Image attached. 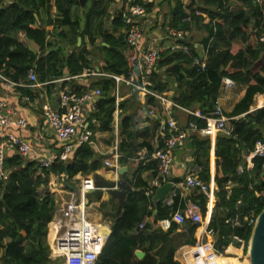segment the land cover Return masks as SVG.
I'll use <instances>...</instances> for the list:
<instances>
[{
	"label": "trees",
	"instance_id": "obj_1",
	"mask_svg": "<svg viewBox=\"0 0 264 264\" xmlns=\"http://www.w3.org/2000/svg\"><path fill=\"white\" fill-rule=\"evenodd\" d=\"M114 1L11 0L5 3L0 0V74L14 82H26L30 70L40 82L77 77L91 66L90 57H94L96 49L101 56L99 66L107 75L94 76L89 83L90 88L100 89L102 97L95 103L93 116L99 121L100 131H111L116 84L108 75H121L124 69H133L138 58L135 48L127 45L124 30L115 36L104 30L101 20L96 26V19L107 15L114 29H124L121 11L112 18L107 14ZM174 1L167 25L188 31L192 38L194 32L205 33L198 42L208 47V62L205 70L198 72L191 65L197 54L191 44H188L189 54L166 48L159 52L155 68L148 76L149 89L157 93L168 91L167 78H172L178 88L174 101L185 108L198 105L200 111L208 115L215 106L223 76L246 85L244 96L229 115L231 118L244 114V118H231L232 132L229 135L217 133L215 139V206L209 227L216 232V246L223 251L232 235L248 242L252 225L243 221V217L256 218L264 202V155L252 160V168L237 173L243 155L253 150L258 140L264 141V107L249 112L254 96L264 94V44L258 40L264 32V16L253 0H189L187 5L180 0ZM135 2L143 5L146 12L154 6L145 0ZM126 5L127 0H123V8ZM47 26L52 29L47 30ZM20 32L38 47V53L18 40ZM97 36L105 45L96 46ZM78 37L82 40L80 46H77ZM85 37L92 50L86 49ZM66 44L72 51L64 50ZM72 89L77 93L85 90ZM24 93H29L27 88ZM135 99L136 94L132 93L118 105L121 109L119 133L126 135L118 145L121 164L142 147H146L149 154L153 151L146 142L149 136L146 129L142 133L136 131V115L127 106ZM144 106L159 116L164 115L151 95L145 96ZM187 120L196 122L198 128L205 127V120L201 118L188 115ZM189 140L194 150L193 162L200 168L199 177L208 182L210 139L194 134ZM94 155L88 145L82 144L67 161H57L49 167H40L37 161L19 154L5 158L4 168L8 175L0 180V264H63L61 258H50L47 226L56 209V201L47 184L51 175L66 174L71 181L77 173L87 175L99 170L103 165ZM143 171H150L151 179L157 178V161L151 159L145 165L137 162L132 179H128L132 190L119 216L111 220L110 236L94 264H179L173 259L176 247L172 233L181 229L192 235L197 226L185 221L180 225L172 222L166 231L154 227L159 220L170 218L180 209L181 202L177 196L173 204L167 206L162 201H154L152 194L146 195L149 186L140 175ZM93 195L96 201L100 200V191L86 196L91 200ZM190 198L205 213L207 197L192 190ZM116 207L117 204H113L111 208L116 210ZM98 208L106 211L107 202H100ZM236 217L241 222L240 227L230 222ZM141 223L143 228L139 229ZM138 249L145 252L142 259L135 254ZM246 249L247 245L245 252Z\"/></svg>",
	"mask_w": 264,
	"mask_h": 264
},
{
	"label": "built area",
	"instance_id": "obj_2",
	"mask_svg": "<svg viewBox=\"0 0 264 264\" xmlns=\"http://www.w3.org/2000/svg\"><path fill=\"white\" fill-rule=\"evenodd\" d=\"M253 2L259 5L264 16V0H253ZM146 14L147 12L144 6L135 2V0H127V5L121 10L126 43L129 47H133L136 50L139 48V42L144 34L141 18ZM168 35L173 41L171 50L179 49L185 54L190 53L188 45L183 42L184 35H186L185 32L168 28ZM258 40L264 44V32ZM138 51L140 58L137 63V69L134 71L135 74H130L128 78H125L123 74L109 76L115 80L117 85L123 82L134 91L142 94V96H153L161 110L165 112L160 117L153 110H147L148 115L156 117L157 119V135L160 140V144L156 146L150 155V159L157 161L159 175L149 182V188L146 191L148 195L157 187L169 181L168 178L171 174L175 151L187 139H190L194 134H199L202 137H212L217 133L229 135L232 132V126L229 123L231 118L225 115L218 100H216L213 110L208 115H205L199 109L193 111L179 106L168 98L166 93H157L150 90L148 88L150 84L146 77L154 70L156 62L159 59L161 47L149 43L144 48H141V50L138 49ZM207 62V56L197 54L193 57L192 66L198 72H202L205 70ZM88 74L95 76L103 75L93 69H88L86 75ZM0 78L6 89L14 88L22 84V82H14L2 75H0ZM69 78H59L56 81L62 82ZM26 80L23 83L24 86L32 88L40 85L36 73L32 70L28 72ZM235 86L236 82L232 78L229 76L222 77V91L227 92ZM97 96H101L100 89L97 87L94 89L87 88L81 93H77L71 87L63 85L58 93L59 108L57 110H53L46 104L41 106L42 115L52 130L56 141L60 144L58 150H54L49 155L44 156L36 154L26 141L10 132L3 131L6 128L25 129L27 122L25 118L20 117L11 109L6 101L0 100V128L3 131L0 139V180H4L8 175L7 170L4 168V161L8 151H14L26 159L35 160L40 167H49L54 162L67 161L75 147L88 143L92 135L89 126L95 122V119L91 117L88 121L83 114V108L88 103L89 105L91 104L94 110L95 98ZM23 98L25 101H29L28 96ZM115 98L117 107L119 99L117 88ZM174 108L181 109L189 115L205 120V127L198 128L194 121H189L186 125H181L173 115ZM263 155L264 141L258 140L254 149L246 153L245 161L247 164H250L255 157ZM118 156H115L116 159ZM105 165L111 167L112 163L106 160ZM237 170L241 173L243 170L242 166H239ZM199 171V166L193 163L186 168L183 178L173 183L172 190L163 201L165 205L169 206L179 196L183 200L184 206L182 209L174 211L170 218L159 220L155 224L156 228L168 230L172 222L180 225L185 221H189L191 224L196 225L197 229L201 230L202 236L198 241L187 247H182L179 250L178 259L181 264H215L218 258L228 257L229 254L227 253L230 247L238 249L242 253V251L245 252L247 245L244 238L232 235L231 241L223 251H220L216 246V232L209 227L208 223H204L201 207L190 198L192 190L201 192L207 199L212 197L211 187L208 182L203 181L199 177ZM62 186L61 182L60 186L49 181L47 184L49 191L52 193ZM79 189L80 199L71 198L66 200L57 211H55L56 209L54 210L52 219L47 226V242L50 246V258H61L63 264H94L108 236L105 233L104 227L92 222L87 216L85 207L87 204L84 201V195L91 190H95L93 178L87 176L81 179ZM244 220L249 225H253L255 222L253 216H247ZM226 222H229V220ZM230 222L232 226L240 227L241 222L237 217L230 219ZM138 228H143V223L139 224ZM244 252L238 260L243 264H247V256L244 257Z\"/></svg>",
	"mask_w": 264,
	"mask_h": 264
},
{
	"label": "crops",
	"instance_id": "obj_3",
	"mask_svg": "<svg viewBox=\"0 0 264 264\" xmlns=\"http://www.w3.org/2000/svg\"><path fill=\"white\" fill-rule=\"evenodd\" d=\"M10 1L11 0H4L5 3H8ZM145 1H147V0H145ZM180 1L184 5H185V2H187L186 0H180ZM149 2H152L154 6L150 12H147V14L143 18H141L142 23L143 24L145 23V25L143 26L144 27L143 28L144 34H143V38L139 42V48H137V50L135 49L137 56H138L137 63H138L139 58H140V53H139L138 49L141 50V48H144L145 46H147L150 43L149 41H151V40L155 41L156 40V42L158 43V46L161 47V51L166 49V48L170 49L171 45H173L172 38L168 35L169 26L162 19L165 17L167 19L169 18V15H168L169 10L171 9V7H173L175 1L174 0H165V1H163V0H154V1L149 0ZM188 3H189V1H188ZM122 8H123V0H115L109 6L107 14H109L110 18H112L113 15L116 12H120L122 10ZM162 8H164L165 10L163 11ZM158 11H160V14ZM100 20L103 23L104 30L109 34H113V35L117 36L120 32H123V30H124V29H119V30L114 29L110 25L109 18H107V15H103V17H101V19H96V26L100 22ZM206 20H207V18H205L204 22H206ZM155 22L160 23V24H163V23L165 24V28H166L165 33L166 34L164 33L163 30H159L158 28H154L153 24H155ZM156 25H159V24H156ZM46 29L51 30L52 27L47 26ZM172 29H174V28H172ZM183 32L186 33V35H184V38H183L184 44H187V45L191 44L193 47L196 48L197 54H200V55L204 54L205 56H207V60H208V57H209L208 47L204 48V46L200 42H197L196 39L194 38V34H193V38H192L188 31H183ZM79 38L80 37H78V39ZM78 39H77V46H80L82 43V40H81V38L79 39L80 41ZM18 40L20 42L24 43L25 45H27L33 52L38 53V47L33 42L26 39L24 37L23 33L20 32L18 34ZM84 43H85L86 49H88V50L93 49V47L88 43L87 37H85ZM95 44H96V46L105 45V43L102 42V38L100 36H97ZM71 49L72 48L68 44H66L64 46V50L66 52L72 51ZM174 50H179V49H174ZM94 52H95V54L93 55L94 57H90V61L92 62L91 66L89 68L84 69L83 72L79 76L69 78L66 81H62V82L56 81L59 78L53 79L51 81H46V82H40L38 80V83H40V85L32 87V88L24 86L23 83H25V81H23L20 86L6 89L3 86L2 80L0 78V100L6 101V103H8V105H9V107L12 110H14L20 117L25 118V120L27 122V127L25 129L6 128L3 131L10 132L13 135H15L16 137L26 141L31 146L32 150L35 151V153L38 154L39 156L49 155L54 150H58L60 147V144H59V142L56 141L52 130L48 126L46 119L43 117L42 111H41V106L46 104V105L50 106L53 110H57L59 108L58 93H59L60 88L63 85H67V86L74 88V89L75 88H77V89H86V88L94 89V88L89 87V83L91 82V79L94 78L95 75H89V74L86 75L87 70L93 69L95 71H98L99 73L103 74L100 76L107 75L102 70V67L99 66V57H101L99 54V51H97L95 49ZM103 52L104 51L101 50V53L104 56L105 54ZM46 53H47V51L44 54H46ZM125 53L127 54V51ZM136 69H137V64L133 69H131L129 71L127 70V71L129 74H135L134 71ZM132 76H135V75H132ZM148 76L146 77V79H147V81H149V84H151ZM61 78H64V77H61ZM165 78H167V77H165ZM163 79H164V77H163ZM167 79H169V81H168L169 89H168V91H165L163 93H166L168 95V98H170L172 101H174L173 98L176 96L177 91H178L177 84L175 83V81L172 78H167ZM115 84H116V82H115ZM122 84H124V83L120 82V83H118V85L116 84V87L113 91V95L115 97V91L117 88V94H118L119 99H118V103H117V107H116V98H115V109H114V112L112 114L111 131H107V130L106 131H100L98 129L99 121L93 116V114L96 111V106H95L94 110H93L91 104L89 105L87 103L84 106L83 114H84V116H86L87 120L89 121V119L91 117L95 119V122L90 124V126H89V128L92 132V135L89 138V142L85 143L84 145H88L93 150V152L95 153L94 157L100 158L103 166L99 170L92 171V172L88 173L87 175H82L81 173H77L72 178L71 181H68L69 183L76 185L78 187L77 192L69 189L65 185L63 178L66 174L65 175L62 174L60 177H58L56 175H51L49 178V182L56 183L58 186H60V182H61L63 185L61 188H57V190L55 192L53 191V194L55 196V201H56V210L55 211H57V209L61 205H63V203L66 200H69L71 198L80 199L79 184H80L81 179H83L84 177L91 176L93 178L94 174L97 173L98 175H100L102 178H104L106 180H118L119 179V180H124L129 184L128 179H132V175L136 170L137 162L141 161L142 165H145L149 160H151L150 159L151 154H149L147 152V148L142 147L136 152V154L133 157H130L127 160V162H125V164H121L119 162V158L121 155H120V152L118 151V145L123 139L126 138V135L119 133V116H120L121 109L119 108L118 105L121 101L128 99L132 93L136 94V99L133 101L132 100L129 101L127 106L131 110H134V113L136 115V117H135L136 131L141 132L142 130L146 129L145 132H147V134L149 135L148 138L146 139V142L152 147L153 151L155 150L156 146L160 144V142H159L160 140H159V137L157 135V123L158 122H157L156 117H153V116H150L147 114V109L144 106L145 96H142V94L134 91L130 86L125 85V84H124L125 85L124 86ZM149 86H148V88H149ZM25 88H27L29 93H24ZM123 88H126V92H121V94H120L119 91H120V89H123ZM245 88H246V85L236 83V86L233 89H231L227 92H224L221 90V85H220L219 94H218V97L216 98V100L219 101V103H220L221 107L223 108L224 113L227 117H229L230 113L232 112L234 105L244 96ZM25 96L29 97V101L24 100L23 97H25ZM101 98H99V99H101ZM99 99L95 98V103ZM157 105L159 106L158 103H157ZM179 106H181V105H179ZM261 107H264V94L259 93V94H256L254 96L253 104L250 106L249 112L254 111V110L261 108ZM159 108H160V106H159ZM188 109L194 111V110H198L199 107H198V105H195L193 108H188ZM164 114H165V112H164ZM173 115L177 119L178 123H180L181 125H186L189 122L187 120V116L189 114L185 113L181 109L174 108L173 109ZM244 116L245 115L243 114V115L235 116V117H231V118L238 120V119H243ZM152 117L155 118V121H153L151 119ZM3 131L0 128V139L2 137ZM208 138L210 139V145H211L210 152H209L210 180L208 181V184L211 187L212 197L209 199L206 198L207 199L206 200V210H205V213H203V217H204V223L205 224L208 223V225H209L211 216L214 212V206H215L214 193L216 190V183L214 181V173H215L214 147H215L216 135H214L212 137H208ZM138 140L141 141L142 138L140 136H138ZM76 148L77 147L74 148V151L71 153V155L74 154ZM193 152H194V150L190 146V140L189 139H187L184 142V144L175 151V158H174L173 166L171 169V174L168 178V180L171 183H175V182L181 180L185 174L186 168L191 166L194 163L193 162V159H194ZM14 154H17V153L13 152V151H8L6 157L14 155ZM116 155H119L117 157V159L115 157ZM245 155L246 154L243 155L242 164L239 165V166H242L243 170L244 169H250L253 166V162H251L250 164L246 163ZM106 160H108L112 163L111 167H108L105 165ZM122 167L125 169L122 172V174L118 175L117 174L118 170ZM243 170H242V172H243ZM237 173L241 174L238 172V170H237ZM140 175L143 178V180H146L148 182V186H149V182L151 181V177H150L151 172L150 171H143L140 173ZM231 186L232 185L230 184L228 188H230ZM131 189H132V186H131ZM98 191L101 192V196H100L99 201L95 200L94 195L91 196V197H93V198H91V200L86 196L87 193L84 195V201L87 204V206H85L86 211H87V216L92 222L98 223L102 227H104L106 235H109L111 233V229L109 226L111 225L112 219L104 216L102 214L103 211H100L98 207L100 205V202H107L106 211H115V210H112L111 207L113 204H117V200L112 199L104 190H94L92 192H89L88 194L92 195L93 193L98 192ZM154 191L151 193L152 196L154 194ZM145 194H146V192H145ZM148 195H150V194H148ZM179 201L181 202V208L180 207L179 208L182 209L184 206V202L180 197H179ZM162 202L165 205L164 201H162ZM245 217H247V216L243 217V221H245L244 220ZM106 218L108 220H106ZM148 220L150 222H152V218H149ZM154 227H155V224H154ZM196 229H197V227L195 228L192 235L188 234L186 231L181 230V229H177L174 233H172V238L174 241V245L176 247L174 254H173V259L176 260L177 262H179V264H181L179 259H178L179 250L182 247H187L189 245H192L190 243L191 240L196 242L202 236L201 230H199V229L196 230ZM162 231H166V230H162ZM138 250L140 252H142V255L138 258L142 259L145 256V252L143 250H140V249H138ZM237 252H239V253H237ZM243 252L244 251H242V253H241L240 250L235 249L233 247H230L228 249V253H227V254H229L228 257L227 258L226 257L218 258L215 261V264H243V263H241L240 260H238V258L240 257L241 254H243ZM231 255H233V256H231ZM238 261L240 263H238Z\"/></svg>",
	"mask_w": 264,
	"mask_h": 264
},
{
	"label": "water",
	"instance_id": "obj_4",
	"mask_svg": "<svg viewBox=\"0 0 264 264\" xmlns=\"http://www.w3.org/2000/svg\"><path fill=\"white\" fill-rule=\"evenodd\" d=\"M80 39V38H79ZM78 39V40H79ZM80 41V40H79ZM123 76L128 78L130 74L127 69L123 70ZM97 99L101 96H97ZM125 168L118 170V175L122 174ZM65 175V174H64ZM65 185L75 192L78 191V187L68 182L66 175L63 178ZM95 190H104L112 199L117 200V208L115 211H103L102 214L110 219H115L119 216L123 209L126 197L132 190L131 186L124 180H106L97 173L93 176ZM173 188V183L170 181L163 183L157 187L152 196L154 201H163L169 192ZM94 190H91L92 192ZM110 227V226H109ZM110 234L107 236L108 240ZM137 257L142 255L139 250L135 251ZM246 255L248 264H264V202L260 213L255 218V222L252 225L251 234L247 242Z\"/></svg>",
	"mask_w": 264,
	"mask_h": 264
},
{
	"label": "rangeland",
	"instance_id": "obj_5",
	"mask_svg": "<svg viewBox=\"0 0 264 264\" xmlns=\"http://www.w3.org/2000/svg\"><path fill=\"white\" fill-rule=\"evenodd\" d=\"M154 1V0H153ZM187 2H185V5H187V3H188V1L189 0H186ZM147 2H149V0H147ZM163 9V11L165 10L164 8H162ZM159 12V14H160V11H158ZM206 17V16H205ZM163 21H165L166 22V24H167V21H168V19L165 17V18H163L162 19ZM161 20V21H162ZM207 21V20H206ZM145 22V21H144ZM143 24V23H142ZM156 24H159V25H156ZM145 25V23L143 24V26ZM153 26H154V28H158L159 30H163L164 31V33L166 32V28H165V24L163 23V24H160V23H157V22H155V24H153ZM144 28V27H143ZM163 33V32H162ZM166 34V33H165ZM202 34H205V33H199V32H194V38L196 39V41L198 42V41H200V39H201V36H202ZM149 41V40H148ZM151 44H154V45H158V43L156 42V40L155 41H153V40H151V41H149ZM121 92H126V88H123V89H120V91H119V93L121 94ZM98 210V209H97ZM105 219V218H104ZM106 220H108L107 218H106ZM231 256H233V255H231ZM245 256H247L246 255V252H244V257ZM244 257H243V259H244Z\"/></svg>",
	"mask_w": 264,
	"mask_h": 264
},
{
	"label": "bare ground",
	"instance_id": "obj_6",
	"mask_svg": "<svg viewBox=\"0 0 264 264\" xmlns=\"http://www.w3.org/2000/svg\"><path fill=\"white\" fill-rule=\"evenodd\" d=\"M101 226V225H100ZM237 253H239V252H237ZM227 258V257H226ZM237 261V260H236ZM238 263H240V262H238ZM247 264H248V260H247Z\"/></svg>",
	"mask_w": 264,
	"mask_h": 264
}]
</instances>
